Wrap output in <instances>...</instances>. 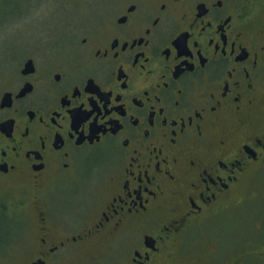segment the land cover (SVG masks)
Instances as JSON below:
<instances>
[{
  "label": "flooded vegetation",
  "instance_id": "obj_1",
  "mask_svg": "<svg viewBox=\"0 0 264 264\" xmlns=\"http://www.w3.org/2000/svg\"><path fill=\"white\" fill-rule=\"evenodd\" d=\"M102 4L0 89V180L36 200L4 264H213L184 240L264 161V5Z\"/></svg>",
  "mask_w": 264,
  "mask_h": 264
},
{
  "label": "rangeland",
  "instance_id": "obj_2",
  "mask_svg": "<svg viewBox=\"0 0 264 264\" xmlns=\"http://www.w3.org/2000/svg\"><path fill=\"white\" fill-rule=\"evenodd\" d=\"M113 1L0 0V89L23 57L42 45L67 44L69 35L77 37L86 29L82 27L92 28V9ZM249 1L264 5V0ZM14 188L0 180V264L20 240L27 239L23 236L35 220L36 200H26ZM184 249L213 264H264V161L233 203L190 229Z\"/></svg>",
  "mask_w": 264,
  "mask_h": 264
},
{
  "label": "snow or ice",
  "instance_id": "obj_3",
  "mask_svg": "<svg viewBox=\"0 0 264 264\" xmlns=\"http://www.w3.org/2000/svg\"><path fill=\"white\" fill-rule=\"evenodd\" d=\"M88 115H91V113H88ZM84 118L86 119L87 117L85 116Z\"/></svg>",
  "mask_w": 264,
  "mask_h": 264
}]
</instances>
